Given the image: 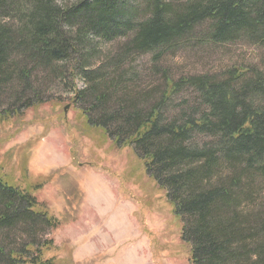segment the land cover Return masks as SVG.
<instances>
[{"label": "trees", "instance_id": "16d2710c", "mask_svg": "<svg viewBox=\"0 0 264 264\" xmlns=\"http://www.w3.org/2000/svg\"><path fill=\"white\" fill-rule=\"evenodd\" d=\"M130 1L75 0L59 6L56 0H0V101H5L0 124L46 101L32 84L37 68L69 80V88H76L79 77L85 86L77 99L89 103L79 108L80 117L143 161L180 219L190 264H264V210L253 207L264 201V76L235 68L219 78L191 75L170 82L162 101L190 85L206 110L199 117L183 112L160 122L157 104L141 107L140 96L128 95L130 72L116 71L132 52L162 53L186 43L204 22L213 44L240 36L264 44V0H133V6ZM130 32L109 60L116 76L107 66L92 68L95 39L106 42ZM110 101L115 102L108 107ZM197 134L213 141L194 145ZM31 177L26 163L9 167L0 161V235L19 233L22 221L31 225L30 238L38 223L55 225L57 218L34 196L44 178ZM7 244L0 242V264H58L49 255L50 239Z\"/></svg>", "mask_w": 264, "mask_h": 264}, {"label": "rangeland", "instance_id": "374dc122", "mask_svg": "<svg viewBox=\"0 0 264 264\" xmlns=\"http://www.w3.org/2000/svg\"><path fill=\"white\" fill-rule=\"evenodd\" d=\"M72 2L75 0H56L59 6ZM129 3L133 6L135 2ZM207 28L205 22L197 25L193 39L172 44L162 53L132 52L116 70L130 72L133 82H128L125 90L130 97L140 96L141 107L158 105L160 122L179 119L184 113L195 112L199 117L206 110L190 85L177 87L162 101L170 82L191 75L219 78L235 68L264 76V44H254L243 36L213 44L206 39ZM131 37L130 32L106 42L95 39L92 68L107 66L109 74L116 76L109 60ZM55 65L66 66L63 62ZM36 74L32 84L46 101L0 124V161L9 167L26 163L30 177L45 179L34 196L57 219L54 226L45 221L35 225L32 238L27 234L30 223L18 222L19 233L1 234L0 242L12 247L25 240L50 239L54 247L49 255L58 264H190L180 219L165 191L146 174L143 161L130 147L117 146L103 130L80 117L79 108L89 104L88 99H77V91L85 83L77 77L74 89L67 87L69 80L59 81L42 68H37ZM4 103L0 101L1 106ZM212 141L204 134L193 139L194 145L201 146ZM253 207L263 211V199Z\"/></svg>", "mask_w": 264, "mask_h": 264}, {"label": "water", "instance_id": "95a60500", "mask_svg": "<svg viewBox=\"0 0 264 264\" xmlns=\"http://www.w3.org/2000/svg\"><path fill=\"white\" fill-rule=\"evenodd\" d=\"M66 108H67V106H66ZM66 108H65V110H66Z\"/></svg>", "mask_w": 264, "mask_h": 264}]
</instances>
